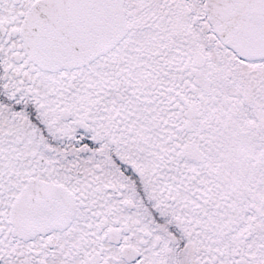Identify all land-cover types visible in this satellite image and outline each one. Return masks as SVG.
Listing matches in <instances>:
<instances>
[{
  "label": "snow or ice",
  "instance_id": "6c2138e0",
  "mask_svg": "<svg viewBox=\"0 0 264 264\" xmlns=\"http://www.w3.org/2000/svg\"><path fill=\"white\" fill-rule=\"evenodd\" d=\"M0 264H264V0H0Z\"/></svg>",
  "mask_w": 264,
  "mask_h": 264
}]
</instances>
